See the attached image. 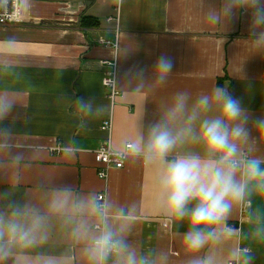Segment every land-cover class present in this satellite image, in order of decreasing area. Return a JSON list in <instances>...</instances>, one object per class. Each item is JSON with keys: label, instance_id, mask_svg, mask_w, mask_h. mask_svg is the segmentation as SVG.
<instances>
[{"label": "crops", "instance_id": "crops-1", "mask_svg": "<svg viewBox=\"0 0 264 264\" xmlns=\"http://www.w3.org/2000/svg\"><path fill=\"white\" fill-rule=\"evenodd\" d=\"M25 2L28 23L0 24V41L16 42L13 55L0 58V93L17 99L13 116L4 123L15 117V138L22 150L27 157L34 151L40 155L25 176L23 190L50 180L105 193L108 202L134 211L129 240L141 252H150L158 264H186L182 238L187 224L173 223L159 213L154 170L129 157L124 169L113 168L107 180L99 178L102 166L96 151L109 137L101 126L113 116V147L124 150L173 93L187 90L195 95L225 83L233 96L259 115L264 111V57L250 56L244 40L249 14L241 11L225 31L204 19L207 7L218 6L220 0ZM83 15L98 18L100 27L82 29ZM117 39V50L101 43ZM162 54L172 60L173 68L166 84L157 88L151 69ZM103 60L118 62L122 95L113 109L103 85L109 71ZM241 65L244 79L238 77ZM137 68L145 70L142 81L127 73ZM79 97L91 103L90 113L78 108ZM58 145L65 148L60 154L53 151ZM4 188L0 182V191ZM250 201L245 219L242 203L221 225L230 230V239L218 253L221 264L240 247L250 250L253 264H264V193H252Z\"/></svg>", "mask_w": 264, "mask_h": 264}, {"label": "clouds", "instance_id": "clouds-1", "mask_svg": "<svg viewBox=\"0 0 264 264\" xmlns=\"http://www.w3.org/2000/svg\"><path fill=\"white\" fill-rule=\"evenodd\" d=\"M243 11L249 14L250 56L264 57V0H220L208 6L205 22L226 31ZM0 41V58L15 47ZM162 54L151 74L157 88L172 74ZM142 81L143 68L130 69ZM242 74V65L240 75ZM252 88L248 85L247 91ZM81 111L92 105L76 101ZM17 99L0 93V264H158L150 252L130 242L134 211L100 199L93 189L45 181L23 190L25 176L40 158L27 157L16 140L13 116ZM264 111L253 114L227 83L195 95L177 91L157 106L132 142L129 157L155 172L154 203L173 223L186 222L182 244L186 264H221L218 253L230 239L221 227L234 206L252 193H264ZM116 156L121 153L116 152ZM224 264H253L247 247L232 249Z\"/></svg>", "mask_w": 264, "mask_h": 264}, {"label": "built area", "instance_id": "built-area-1", "mask_svg": "<svg viewBox=\"0 0 264 264\" xmlns=\"http://www.w3.org/2000/svg\"><path fill=\"white\" fill-rule=\"evenodd\" d=\"M25 0H0V24H26L27 19L23 14ZM114 19H109V21H113ZM103 45L108 47L113 46L114 48L118 47V39L115 43L107 42L105 40H101ZM101 64L105 67L109 68V71L106 72L103 85L108 91V99L111 103L112 109L118 102V99L122 95V92L118 85V62L117 60H103ZM113 116L111 118L106 119L101 126V130L108 134L107 140L104 144L96 151V161L102 167L99 170V178L102 180H107L109 177V172L113 168L116 169H124L126 166V162L129 159V152L131 150L132 144H127L124 150H116L113 147L112 142V134H113ZM65 150L64 147L58 145L53 148V151L56 153H62ZM121 153V156H116L115 153ZM100 199L107 201V195L105 193H101ZM252 207V202L249 200L247 203H243L241 209V216L245 219Z\"/></svg>", "mask_w": 264, "mask_h": 264}, {"label": "trees", "instance_id": "trees-1", "mask_svg": "<svg viewBox=\"0 0 264 264\" xmlns=\"http://www.w3.org/2000/svg\"><path fill=\"white\" fill-rule=\"evenodd\" d=\"M101 25L100 21L98 18L92 17V16H85L83 15L81 17L80 21V27L82 29H97Z\"/></svg>", "mask_w": 264, "mask_h": 264}, {"label": "rangeland", "instance_id": "rangeland-1", "mask_svg": "<svg viewBox=\"0 0 264 264\" xmlns=\"http://www.w3.org/2000/svg\"><path fill=\"white\" fill-rule=\"evenodd\" d=\"M24 5L26 6L27 3L25 2ZM33 8H34V7H33ZM33 8H32V9H33ZM25 9L28 10L26 7H25ZM36 10H37V8L34 9V11H36Z\"/></svg>", "mask_w": 264, "mask_h": 264}]
</instances>
